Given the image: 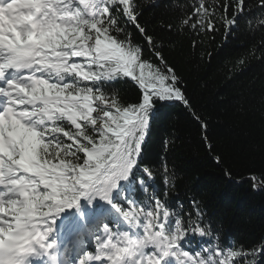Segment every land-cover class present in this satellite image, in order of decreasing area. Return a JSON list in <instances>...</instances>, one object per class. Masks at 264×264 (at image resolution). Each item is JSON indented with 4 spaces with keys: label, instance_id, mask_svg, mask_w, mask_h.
Instances as JSON below:
<instances>
[{
    "label": "snow or ice",
    "instance_id": "1",
    "mask_svg": "<svg viewBox=\"0 0 264 264\" xmlns=\"http://www.w3.org/2000/svg\"><path fill=\"white\" fill-rule=\"evenodd\" d=\"M168 7L178 35L215 31L220 7L231 29L246 10L245 0ZM142 9L141 0H0V264H264V245H222L195 198L170 206L149 183L143 149L159 108L188 101ZM128 88L134 100H124ZM164 172L167 196L176 177Z\"/></svg>",
    "mask_w": 264,
    "mask_h": 264
},
{
    "label": "trees",
    "instance_id": "2",
    "mask_svg": "<svg viewBox=\"0 0 264 264\" xmlns=\"http://www.w3.org/2000/svg\"><path fill=\"white\" fill-rule=\"evenodd\" d=\"M153 2L160 7L150 8ZM199 2L172 0L185 13ZM215 2L222 5L230 0ZM141 3V23L163 42V54L188 101L159 108L143 149V161L154 172L149 183L170 206L181 202L187 208L195 198L222 245L244 249L264 245V188H254L252 180H264V10L260 0H245L246 10L231 29L219 19L220 7L215 31L185 29L179 35L177 13L169 9V0ZM121 94L125 101L135 99L130 88ZM165 167L176 177L167 196ZM135 198L143 201L145 196L138 192ZM72 233L65 230L60 238Z\"/></svg>",
    "mask_w": 264,
    "mask_h": 264
},
{
    "label": "rangeland",
    "instance_id": "3",
    "mask_svg": "<svg viewBox=\"0 0 264 264\" xmlns=\"http://www.w3.org/2000/svg\"><path fill=\"white\" fill-rule=\"evenodd\" d=\"M71 240V241H70ZM76 242V238H75V233H72V236L69 237L68 239H63V242L61 241L60 238V243H64L65 247H67V249H70L72 251H78V249L73 245V243ZM70 257L73 259L75 258V254H71Z\"/></svg>",
    "mask_w": 264,
    "mask_h": 264
}]
</instances>
